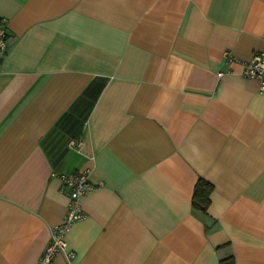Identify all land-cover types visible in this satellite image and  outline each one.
<instances>
[{
  "label": "crops",
  "instance_id": "1",
  "mask_svg": "<svg viewBox=\"0 0 264 264\" xmlns=\"http://www.w3.org/2000/svg\"><path fill=\"white\" fill-rule=\"evenodd\" d=\"M0 24V264H38L82 168L53 264H264V88L223 58L264 51V0H0Z\"/></svg>",
  "mask_w": 264,
  "mask_h": 264
},
{
  "label": "built area",
  "instance_id": "2",
  "mask_svg": "<svg viewBox=\"0 0 264 264\" xmlns=\"http://www.w3.org/2000/svg\"><path fill=\"white\" fill-rule=\"evenodd\" d=\"M8 45V36L4 27L0 24V58L5 54ZM223 58L227 62H238L241 65L240 74L244 77H257L264 88V51H255L248 59H240L232 54L228 49L223 51ZM219 72L218 74H222ZM80 139H71L68 144L72 147L81 145ZM89 169L82 168L71 173L60 174L62 189L69 187V198L64 219L51 227V236L45 246L38 264H53V257L58 251H66V233L70 226L83 217L84 210L80 203V196L92 187L89 180ZM67 257L71 260L74 253L67 252Z\"/></svg>",
  "mask_w": 264,
  "mask_h": 264
},
{
  "label": "trees",
  "instance_id": "3",
  "mask_svg": "<svg viewBox=\"0 0 264 264\" xmlns=\"http://www.w3.org/2000/svg\"><path fill=\"white\" fill-rule=\"evenodd\" d=\"M211 190L212 184L209 181L203 178H198L193 189L192 206L195 209L205 213L210 202L209 195ZM231 260L232 259L230 257L224 258L221 260V264H227Z\"/></svg>",
  "mask_w": 264,
  "mask_h": 264
}]
</instances>
